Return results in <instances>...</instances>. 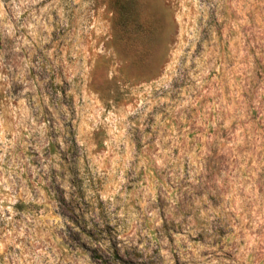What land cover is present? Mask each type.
Here are the masks:
<instances>
[{"label": "rangeland", "instance_id": "rangeland-1", "mask_svg": "<svg viewBox=\"0 0 264 264\" xmlns=\"http://www.w3.org/2000/svg\"><path fill=\"white\" fill-rule=\"evenodd\" d=\"M0 264H264V0H0Z\"/></svg>", "mask_w": 264, "mask_h": 264}, {"label": "trees", "instance_id": "trees-1", "mask_svg": "<svg viewBox=\"0 0 264 264\" xmlns=\"http://www.w3.org/2000/svg\"><path fill=\"white\" fill-rule=\"evenodd\" d=\"M73 187H74V186H73ZM79 192H80L79 190H78V191L76 190V200H75V203H76V204H81L80 201H79V202L77 201V199H78V194H80ZM80 196L82 197V195H80ZM91 207H92L93 211H96V210H97L94 206L91 205ZM95 218H98V216H96ZM94 225L97 227L98 224H94ZM114 255H115V257L118 259V255H117V253H115Z\"/></svg>", "mask_w": 264, "mask_h": 264}]
</instances>
